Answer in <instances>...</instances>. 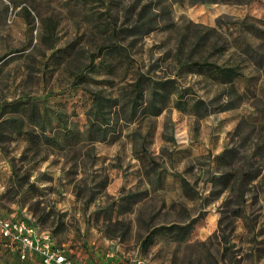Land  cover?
Returning <instances> with one entry per match:
<instances>
[{"label": "rangeland", "instance_id": "rangeland-1", "mask_svg": "<svg viewBox=\"0 0 264 264\" xmlns=\"http://www.w3.org/2000/svg\"><path fill=\"white\" fill-rule=\"evenodd\" d=\"M190 1L0 0V214L32 218L86 261L264 262V0ZM111 26L133 58L113 77L87 67L123 63L101 49ZM203 61L238 64L236 91ZM137 69L177 81L158 115L143 109L149 89L130 105ZM95 90L116 101L104 137L89 125ZM22 97L48 114L37 146L27 116L22 130L3 123ZM192 218L142 248L154 227ZM0 264L25 263L0 243Z\"/></svg>", "mask_w": 264, "mask_h": 264}, {"label": "trees", "instance_id": "trees-1", "mask_svg": "<svg viewBox=\"0 0 264 264\" xmlns=\"http://www.w3.org/2000/svg\"><path fill=\"white\" fill-rule=\"evenodd\" d=\"M205 1H211V2H217V0H191V3H203ZM229 1V0H228ZM109 37L111 38V42L105 45L104 47L102 46V51L103 49L107 48V53H116L121 59H123V63H113L109 62L106 59V56L104 54V57L102 55V59L95 64L93 62V58L90 59L89 63L87 64V67H92L93 69H97L98 72L105 74L107 76L113 77L118 75L119 70L118 68L122 66V64L126 65V67L132 66L133 58L130 56L129 51L127 47L125 48L124 46H121L118 43L117 34L119 33V30L116 29L114 26H111L109 30ZM63 52V53H62ZM66 54H68V48L64 47L61 49L56 50V57H64ZM193 65H196L197 67L200 68H206L211 72V76L218 82L227 85L228 89L233 93L236 91L234 85H233V80L235 77L241 74V70L239 68L238 64H229V65H224V64H215V63H210V62H192ZM136 73V78L133 80L131 83L130 90L128 92H132L133 96L130 98V105L134 107L133 103H136L137 100H140V103L144 101L143 99V94L148 90L150 92V99L146 102L145 106L143 109L146 111H149V113L153 115H158L162 109L164 108V103L165 101L170 97V94L178 92L177 91V85H176V79L175 78H160L158 80H152L145 74L144 72L140 70H135ZM81 76L83 73L81 72ZM106 83L109 82V80H103ZM110 83V82H109ZM146 83H148V86H146ZM112 84V83H111ZM92 93V103L90 106V111L94 114V117L89 116V125L92 129V131L95 134H98L101 132L104 135L108 131L109 127V118H106L105 114L106 112L104 111L105 105H110L116 104L115 100H112L110 98H107L105 96H102L100 94L101 91H90ZM156 99H160L162 102L161 105H157ZM201 101H198L199 103ZM9 105L12 109V111H18L20 113V117H9L7 118L6 121L3 123H8L9 125L16 126L19 128V130L23 129L24 125V118L25 116L32 121L29 124V127L23 130V132L26 134L28 137V140L30 143L34 146H37L39 143V139L41 137L46 138L47 136L43 135L45 127L43 125L42 117L46 118L48 117V114L45 112L43 114L39 113V111L36 110V106L34 103L29 102L27 99L22 98H16L10 102L6 103ZM30 105L29 112L26 111L27 106ZM55 117L54 119L60 120L62 118H59L58 112L54 113ZM3 124H0V136L3 131ZM37 127L39 128V131H37ZM182 181L185 180L182 179ZM239 215V212H238ZM195 221V218H192L189 220L188 223L186 224H170V225H160L156 226L153 229H151L143 238L142 241V248H145L147 245H149L152 242L153 236L156 232L163 230V229H173V228H178V231L184 230L187 226L193 224ZM184 233H187L185 230ZM224 237V236H223ZM228 242V240H226ZM225 249H228L227 247Z\"/></svg>", "mask_w": 264, "mask_h": 264}, {"label": "built area", "instance_id": "built-area-1", "mask_svg": "<svg viewBox=\"0 0 264 264\" xmlns=\"http://www.w3.org/2000/svg\"><path fill=\"white\" fill-rule=\"evenodd\" d=\"M0 243L13 256L25 264H91L83 258L74 257L71 247L57 244L53 236L40 228L30 217L0 214ZM108 258L112 254H107ZM105 264H119L108 260ZM133 264H142L136 260Z\"/></svg>", "mask_w": 264, "mask_h": 264}, {"label": "crops", "instance_id": "crops-1", "mask_svg": "<svg viewBox=\"0 0 264 264\" xmlns=\"http://www.w3.org/2000/svg\"><path fill=\"white\" fill-rule=\"evenodd\" d=\"M113 255V254H112ZM108 260L110 261H115V262H119V260L117 259V257H111V258H108L107 254H106V257H101V256H98L96 259H94L93 261H90L91 264H105ZM28 264H31V263H28ZM258 264H264V262H260Z\"/></svg>", "mask_w": 264, "mask_h": 264}]
</instances>
